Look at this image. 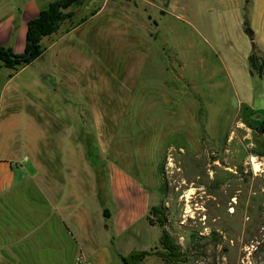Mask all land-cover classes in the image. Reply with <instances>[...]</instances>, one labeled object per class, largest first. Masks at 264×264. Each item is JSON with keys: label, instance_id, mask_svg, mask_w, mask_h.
<instances>
[{"label": "rangeland", "instance_id": "374dc122", "mask_svg": "<svg viewBox=\"0 0 264 264\" xmlns=\"http://www.w3.org/2000/svg\"><path fill=\"white\" fill-rule=\"evenodd\" d=\"M172 2L67 8L72 18L42 39L39 58L15 72L0 68V96L16 89L19 108L34 111L14 116L20 128L24 119L36 131L49 128L52 112L54 125L76 132L109 210L117 167L145 175L159 238L140 264H264V80L243 61L206 65V0H178L184 23L166 15ZM15 26L0 47L21 54L24 26ZM240 31L237 43L251 51ZM150 241L147 234L139 244ZM169 253L174 261L162 258Z\"/></svg>", "mask_w": 264, "mask_h": 264}, {"label": "crops", "instance_id": "0c3cea01", "mask_svg": "<svg viewBox=\"0 0 264 264\" xmlns=\"http://www.w3.org/2000/svg\"><path fill=\"white\" fill-rule=\"evenodd\" d=\"M3 1L0 16L4 9L8 13L0 18V39L18 21L26 33L27 23L42 10L39 0ZM172 3L166 15L184 23L178 0ZM245 9L252 39L244 30ZM235 27L264 55V0H251L247 7L245 0H206V65H249L253 49L237 43ZM141 60L146 63L145 56ZM14 90L0 96L7 98L0 102V264H122L117 255L149 252L159 236L148 218L145 175L125 174L117 167L108 179L114 205L109 210L100 204L97 178L76 132L54 125L52 112L49 128L36 131L25 119L24 127H18L14 116L34 111L19 108ZM19 131L24 135L20 145ZM147 234L150 243L140 245ZM148 258L153 256L142 261Z\"/></svg>", "mask_w": 264, "mask_h": 264}, {"label": "trees", "instance_id": "16d2710c", "mask_svg": "<svg viewBox=\"0 0 264 264\" xmlns=\"http://www.w3.org/2000/svg\"><path fill=\"white\" fill-rule=\"evenodd\" d=\"M84 0H57L50 3L45 9L39 11L36 18L30 20L26 25L25 48L21 54H14L9 47H0V68L17 71L20 68L30 65L42 55L43 48L41 41L43 38L55 32L67 19H71L73 12H65L69 7H79ZM251 0H245L247 7ZM244 30L252 39V31L247 20V9L244 12ZM250 69L260 78L264 75V55L256 48H253L249 56ZM259 132L264 134V124H260ZM264 147V142H262ZM264 156V153H262ZM150 221V219H149ZM172 252V251H170ZM148 252H133L126 257L117 255L122 264H139ZM164 260L174 261L171 253L162 256Z\"/></svg>", "mask_w": 264, "mask_h": 264}, {"label": "water", "instance_id": "95a60500", "mask_svg": "<svg viewBox=\"0 0 264 264\" xmlns=\"http://www.w3.org/2000/svg\"><path fill=\"white\" fill-rule=\"evenodd\" d=\"M251 47H252V49L254 48V43H252V42H251Z\"/></svg>", "mask_w": 264, "mask_h": 264}, {"label": "bare ground", "instance_id": "6f19581e", "mask_svg": "<svg viewBox=\"0 0 264 264\" xmlns=\"http://www.w3.org/2000/svg\"><path fill=\"white\" fill-rule=\"evenodd\" d=\"M230 211L232 212V210L230 209Z\"/></svg>", "mask_w": 264, "mask_h": 264}]
</instances>
